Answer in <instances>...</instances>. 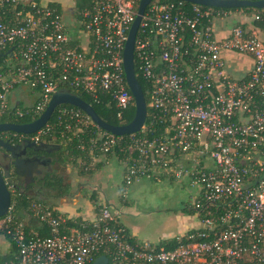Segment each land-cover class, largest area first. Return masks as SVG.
<instances>
[{
  "label": "built area",
  "instance_id": "built-area-1",
  "mask_svg": "<svg viewBox=\"0 0 264 264\" xmlns=\"http://www.w3.org/2000/svg\"><path fill=\"white\" fill-rule=\"evenodd\" d=\"M138 3L87 0L66 25L51 4L0 0V118L40 116L64 88L113 107L122 119L135 108L123 50ZM185 3L151 0L141 15L133 65L148 101L139 132L110 134L62 104L51 124L29 135L2 132L0 141L40 144L62 125L74 133L95 127L97 157L118 149L129 162L123 193L143 179H186L197 189L191 207L198 225L162 245L135 240L101 199L90 220L36 200L25 220L10 202L0 217V264H91L105 254L108 264H264V24L253 14L250 26L237 23L218 36L214 20L236 11ZM235 56L251 60L239 75Z\"/></svg>",
  "mask_w": 264,
  "mask_h": 264
},
{
  "label": "rangeland",
  "instance_id": "rangeland-1",
  "mask_svg": "<svg viewBox=\"0 0 264 264\" xmlns=\"http://www.w3.org/2000/svg\"><path fill=\"white\" fill-rule=\"evenodd\" d=\"M45 1H58L63 6L73 8L75 4L74 0H40L43 3ZM69 10L67 8L61 11L64 18L70 14ZM65 167L61 168L58 174L64 178V183L68 184L70 189H76L69 198H64L66 202H71L78 197L76 192L82 185L77 184L79 174L73 169L75 167L69 165L68 170ZM93 177L95 179L91 182L83 184L82 195L97 188L101 195L100 199L111 203L112 210L118 213L119 222L139 239L165 240L198 225L196 215L182 212L183 206L190 207L193 204L197 193V189L190 186L186 179L182 181H170L166 178L158 181L144 179L132 183L123 193V171L117 165L111 164L107 168H102ZM100 187L102 191L99 190ZM123 196L126 204L121 202Z\"/></svg>",
  "mask_w": 264,
  "mask_h": 264
},
{
  "label": "water",
  "instance_id": "water-1",
  "mask_svg": "<svg viewBox=\"0 0 264 264\" xmlns=\"http://www.w3.org/2000/svg\"><path fill=\"white\" fill-rule=\"evenodd\" d=\"M151 0H139L137 15L130 28L127 40L125 42L123 50V69L125 74V80L129 87V90L133 96L135 111L133 119L124 125H111L103 121L95 112L93 107L84 101L77 94L69 91L68 89H59L52 94L51 99L45 108L44 112L35 120L29 123H0V133L12 131L20 134H32L39 129H41L51 118V115L55 108L62 104H68L74 106L81 110L85 115H87L90 120L102 130L116 135L123 136L140 131L142 125L146 119L147 107L146 100L139 84L138 79L134 73L133 65V44L135 39L136 30L147 4ZM190 4L213 7V8H223V9H242V8H255L259 10L264 9V0H183ZM0 146L3 147L5 151V157L9 158L10 163L6 168L9 170L13 169L17 180L19 181L22 176L26 175L31 177V182L33 181V172L37 175L41 174L39 169V160L41 153L50 154L54 150L60 148L56 144L41 143L36 145L34 143H29L28 141H23L18 145L12 146L8 142L0 141ZM40 199V197H37ZM41 200L45 201V199ZM11 202V193L2 172L0 171V217L5 215L7 209ZM91 264H108V258L105 255L97 256Z\"/></svg>",
  "mask_w": 264,
  "mask_h": 264
},
{
  "label": "trees",
  "instance_id": "trees-1",
  "mask_svg": "<svg viewBox=\"0 0 264 264\" xmlns=\"http://www.w3.org/2000/svg\"><path fill=\"white\" fill-rule=\"evenodd\" d=\"M75 4L74 7L76 9H79L82 7L87 0H74ZM53 7L57 8V10L61 11L60 8H58L55 3H50ZM186 7H192V4L185 3ZM241 10L245 12L247 15L251 16L253 14H258L261 16L262 21L260 22H254L256 25L261 26L264 24V9L259 10L255 8H242V9H231V11H237ZM139 84L141 86V89L143 91L144 97L146 102L148 101V96L146 93V85L142 79L138 77ZM73 93L80 96L84 101L89 103L97 115L106 123L111 125H121V124H127L129 123L133 117H134V111L135 108L133 107L127 114L124 115L122 119H118L115 115L116 110L113 107H107L105 104H96L92 102L89 97H87L83 93H79L76 91H73ZM149 112V111H148ZM55 114V113H54ZM39 116H25L22 118H10V117H1L0 123H29L35 119H37ZM54 119V115L49 121V124L52 123ZM93 132H86V131H80L78 133H74L75 129L72 128L71 130H66L64 126H60L57 129H54L49 135L45 136L44 140L45 143L51 144L55 143L56 145H59L60 148L55 151V153L52 154V156H55L57 160L60 162L61 165L66 166L70 165L72 167H76L80 163H84L83 166L89 164V161L92 159V156H97V152L94 150H91V139H94L96 137V130L95 127L92 129ZM116 157L117 160H120V162L125 166L129 165V162L125 164V158H124V152L121 153L118 151V149L115 150L113 155H110V157ZM78 161V162H77ZM83 169V167H80ZM163 177H157V178H151V180L158 181L162 179ZM170 181H173L172 179H169ZM44 187L46 188L45 191H52L53 196L55 198L67 196L69 192V186L66 185L63 181V179L59 175H52L47 174L43 178ZM32 200H36L38 202H42L44 204H47L46 201H43L41 199H31L26 196H20L18 194L11 195V204L15 203V211L16 215L18 217H23L25 214L28 213L26 210L28 203H30ZM51 206V205H50ZM52 207V206H51ZM182 212L187 214L195 215V211L193 208L190 207H182ZM162 245H170L171 241L166 240L161 242ZM99 254H105L103 252ZM98 254V255H99ZM107 255V254H105ZM2 258V255L0 254V259Z\"/></svg>",
  "mask_w": 264,
  "mask_h": 264
},
{
  "label": "crops",
  "instance_id": "crops-1",
  "mask_svg": "<svg viewBox=\"0 0 264 264\" xmlns=\"http://www.w3.org/2000/svg\"><path fill=\"white\" fill-rule=\"evenodd\" d=\"M44 3H55V5L58 6V8L62 10H66L69 8V13L71 16L73 15V7L71 6H63L60 2L58 1H48ZM61 10V11H62ZM250 16L247 15L245 12L242 11H236L234 12V15H232L230 18L226 19H216L214 20V27L216 28V32L218 36H223L226 35L237 23H242L246 24V26H250ZM235 62H233V68L234 72L236 75L241 74L242 72L246 71L250 66H251V60L248 57L244 56H235L234 57ZM19 95L20 92H16L15 95ZM55 144V143H51ZM41 156L47 160V172L48 174L52 175H58L60 172V169L63 168L64 166L60 164V162L57 160L55 156H52V154H41ZM78 162V161H77ZM84 163L78 164L75 168L78 172V182L77 184H81L83 188V184L91 182L93 179H95L93 176L94 174H97V172L102 169V168H107L111 164H115L123 171H125V166L120 162V160H117L116 157H110V156H92V159L89 161V164L86 165L85 167L83 166ZM39 167V166H38ZM72 167V166H70ZM80 167H83L81 169ZM69 165H66L65 169L68 170ZM64 179V178H63ZM167 179V178H166ZM144 180V179H143ZM145 180H151V179H145ZM140 181V180H139ZM68 185V184H67ZM81 188V189H82ZM80 189V187H79ZM78 190L76 193L78 194V197H76L73 201L71 202H66L65 197L60 198L59 200H45L46 205L52 206L58 213L70 217V218H76L77 220H90L94 218L96 215V211L94 209V203L96 202V199H100L101 195H99L98 189L93 188L91 192L89 191L86 195H82V190ZM76 189H70L69 187V192L68 196L70 197L73 191L75 192ZM99 190L102 191L101 187ZM127 192V191H126ZM126 195V194H125ZM122 204H126V199L125 196L121 198ZM110 203V202H108ZM50 206V207H51ZM23 219L26 220V216H23ZM119 222V219H118ZM119 224L123 226L134 238L135 240L138 241H151V242H162L169 240L175 236H171L170 238H167L165 240H160V241H153V240H147V239H139L134 233H132L126 226L122 225L120 222ZM195 227V226H194ZM193 228V227H191ZM191 228H187L184 231H182L180 234H183L184 232L188 231ZM179 235V234H178ZM177 236V235H176Z\"/></svg>",
  "mask_w": 264,
  "mask_h": 264
},
{
  "label": "flooded vegetation",
  "instance_id": "flooded-vegetation-1",
  "mask_svg": "<svg viewBox=\"0 0 264 264\" xmlns=\"http://www.w3.org/2000/svg\"><path fill=\"white\" fill-rule=\"evenodd\" d=\"M70 19H71V14H68L66 18L63 17V22L66 25H69ZM25 140L28 141L29 143H33L32 141L29 140V138L24 137L20 140L12 141L10 144L12 146L18 145ZM41 143H43V142H41ZM36 145H39V143L38 144L36 143ZM55 151L56 150H54L50 154L55 153ZM41 154L45 155L44 152H42ZM38 160H39L38 166H39V169L41 170V174L37 175L34 171L32 183H29L32 180L31 177L26 176V175L22 176V178L18 181L16 178V175L13 172V169L12 168H10L9 170L6 169L10 163V160H9V158L5 157V151H4L3 147L0 146V171L3 174L5 182L7 183V187L8 186L10 187L12 195L18 194L20 196H26V197L31 198V199H39L37 197H40V199L42 198V199H45L48 201L51 199L57 201L60 198L66 197V196H63V197L55 198L53 196L52 191H49V192L45 191L46 188L44 187L43 178L45 177V175L48 174V172H47V160L44 159L42 156H40L38 158ZM60 177L63 179L62 176H60Z\"/></svg>",
  "mask_w": 264,
  "mask_h": 264
}]
</instances>
